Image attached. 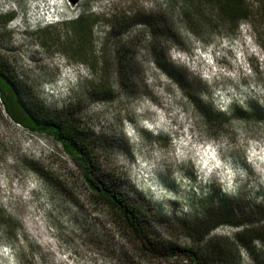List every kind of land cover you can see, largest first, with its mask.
I'll use <instances>...</instances> for the list:
<instances>
[{
  "label": "rangeland",
  "instance_id": "obj_1",
  "mask_svg": "<svg viewBox=\"0 0 264 264\" xmlns=\"http://www.w3.org/2000/svg\"><path fill=\"white\" fill-rule=\"evenodd\" d=\"M243 1L235 29L204 0H0V71L25 106L73 113L150 238L220 248L212 264H264L262 242L251 254L225 224L264 227V14ZM87 14L81 46L72 22ZM116 222L0 104V264H190L139 253Z\"/></svg>",
  "mask_w": 264,
  "mask_h": 264
},
{
  "label": "trees",
  "instance_id": "obj_2",
  "mask_svg": "<svg viewBox=\"0 0 264 264\" xmlns=\"http://www.w3.org/2000/svg\"><path fill=\"white\" fill-rule=\"evenodd\" d=\"M204 1L213 3L217 9L218 18L235 29L241 21L247 20L249 17L248 7L243 0ZM259 1L262 3V13L264 14V0ZM12 19H14V15L8 14L2 25ZM93 25L94 21L88 17V14L85 18L78 15L72 22V30L83 38L80 41L81 46L85 45L86 36L91 35ZM20 96L14 81L0 71V104L6 116L27 131L50 139L64 155L70 158L78 168L80 181L84 185L87 196L108 208L120 230L126 232L127 236L132 239L139 253L155 257L163 254L171 258L176 255L179 249L190 264H212V261L221 258L220 248L210 245L202 251L190 247L179 248L175 245L160 246L151 239L140 222L136 208L120 190L113 187L109 178L102 175L98 160L93 154V134L89 129L82 126L70 112L53 113L42 104H38L36 109L30 110L25 106ZM225 224L235 227L236 232L233 239L238 246L252 254L255 253L256 241H259L262 242L264 249V227L244 229L243 226H239L235 222L226 221ZM211 225L209 222L204 223L198 233L202 235L208 231ZM235 244L232 243L230 248L235 247Z\"/></svg>",
  "mask_w": 264,
  "mask_h": 264
}]
</instances>
